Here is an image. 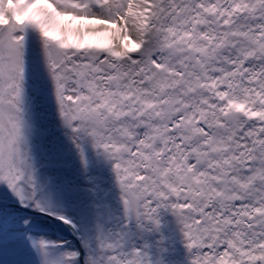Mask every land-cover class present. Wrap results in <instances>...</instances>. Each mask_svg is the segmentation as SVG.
Segmentation results:
<instances>
[{
	"label": "snow or ice",
	"instance_id": "snow-or-ice-1",
	"mask_svg": "<svg viewBox=\"0 0 264 264\" xmlns=\"http://www.w3.org/2000/svg\"><path fill=\"white\" fill-rule=\"evenodd\" d=\"M0 264H264V0H0Z\"/></svg>",
	"mask_w": 264,
	"mask_h": 264
},
{
	"label": "rangeland",
	"instance_id": "rangeland-1",
	"mask_svg": "<svg viewBox=\"0 0 264 264\" xmlns=\"http://www.w3.org/2000/svg\"><path fill=\"white\" fill-rule=\"evenodd\" d=\"M57 31L56 34L59 35V27L60 26H68L70 29L74 30L79 26L85 27H95L96 25L92 22L88 21H79V20H71L70 18H57ZM73 38H75L73 36ZM85 39L89 42L100 43L106 45L109 43V38L107 34H86Z\"/></svg>",
	"mask_w": 264,
	"mask_h": 264
},
{
	"label": "trees",
	"instance_id": "trees-1",
	"mask_svg": "<svg viewBox=\"0 0 264 264\" xmlns=\"http://www.w3.org/2000/svg\"><path fill=\"white\" fill-rule=\"evenodd\" d=\"M175 249H176V252H175V255L176 257L179 259V258H182L184 253H183V249L179 243V234L177 232L176 234V243H175Z\"/></svg>",
	"mask_w": 264,
	"mask_h": 264
}]
</instances>
